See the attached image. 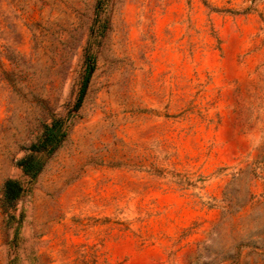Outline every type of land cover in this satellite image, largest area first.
I'll use <instances>...</instances> for the list:
<instances>
[{
  "label": "rangeland",
  "instance_id": "obj_1",
  "mask_svg": "<svg viewBox=\"0 0 264 264\" xmlns=\"http://www.w3.org/2000/svg\"><path fill=\"white\" fill-rule=\"evenodd\" d=\"M0 264H264V0H0Z\"/></svg>",
  "mask_w": 264,
  "mask_h": 264
},
{
  "label": "trees",
  "instance_id": "obj_2",
  "mask_svg": "<svg viewBox=\"0 0 264 264\" xmlns=\"http://www.w3.org/2000/svg\"><path fill=\"white\" fill-rule=\"evenodd\" d=\"M60 121H54L52 124H47L45 126V132L42 138L41 146L38 144H33L32 149L34 150H49L53 151L58 144L62 141L64 134L61 133ZM24 173L30 177H36L43 168V161L35 154H29L28 156L21 159L19 162ZM22 193V187L20 183L16 180H8L5 186V198L7 200H12L20 196Z\"/></svg>",
  "mask_w": 264,
  "mask_h": 264
},
{
  "label": "water",
  "instance_id": "obj_3",
  "mask_svg": "<svg viewBox=\"0 0 264 264\" xmlns=\"http://www.w3.org/2000/svg\"><path fill=\"white\" fill-rule=\"evenodd\" d=\"M86 89H87V86H86V88H85V90H84V93H83V95H82V98H81V100H80V103L83 101V99H84V97H85Z\"/></svg>",
  "mask_w": 264,
  "mask_h": 264
}]
</instances>
